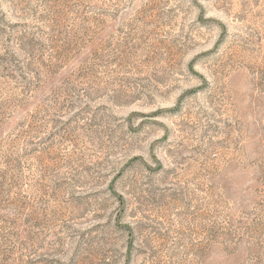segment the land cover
I'll use <instances>...</instances> for the list:
<instances>
[{
	"label": "rangeland",
	"instance_id": "obj_1",
	"mask_svg": "<svg viewBox=\"0 0 264 264\" xmlns=\"http://www.w3.org/2000/svg\"><path fill=\"white\" fill-rule=\"evenodd\" d=\"M0 264H264V0H0Z\"/></svg>",
	"mask_w": 264,
	"mask_h": 264
}]
</instances>
